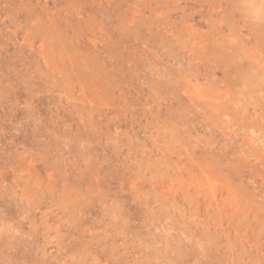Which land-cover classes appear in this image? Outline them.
I'll use <instances>...</instances> for the list:
<instances>
[{
	"label": "rangeland",
	"instance_id": "obj_1",
	"mask_svg": "<svg viewBox=\"0 0 264 264\" xmlns=\"http://www.w3.org/2000/svg\"><path fill=\"white\" fill-rule=\"evenodd\" d=\"M244 2L0 0V264H264Z\"/></svg>",
	"mask_w": 264,
	"mask_h": 264
},
{
	"label": "clouds",
	"instance_id": "obj_2",
	"mask_svg": "<svg viewBox=\"0 0 264 264\" xmlns=\"http://www.w3.org/2000/svg\"><path fill=\"white\" fill-rule=\"evenodd\" d=\"M239 7L245 11L247 18L252 23L264 24V0H260L258 5L245 0Z\"/></svg>",
	"mask_w": 264,
	"mask_h": 264
},
{
	"label": "bare ground",
	"instance_id": "obj_3",
	"mask_svg": "<svg viewBox=\"0 0 264 264\" xmlns=\"http://www.w3.org/2000/svg\"><path fill=\"white\" fill-rule=\"evenodd\" d=\"M239 64V63H238Z\"/></svg>",
	"mask_w": 264,
	"mask_h": 264
}]
</instances>
